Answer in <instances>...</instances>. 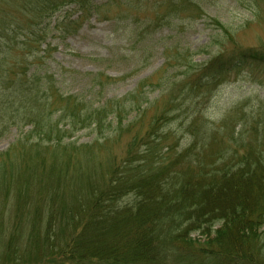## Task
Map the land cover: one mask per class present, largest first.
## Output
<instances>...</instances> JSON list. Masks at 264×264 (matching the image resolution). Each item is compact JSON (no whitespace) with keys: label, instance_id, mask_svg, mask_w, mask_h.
<instances>
[{"label":"trees","instance_id":"16d2710c","mask_svg":"<svg viewBox=\"0 0 264 264\" xmlns=\"http://www.w3.org/2000/svg\"><path fill=\"white\" fill-rule=\"evenodd\" d=\"M204 1L168 0L129 40L147 54L160 29L211 20L220 33L208 61L165 48L160 78L106 98L125 78L98 73L92 90L103 96L94 101L64 93L43 70L40 31L68 6L80 14L60 23L69 36L94 17L134 22L107 12L147 1L0 0V139L20 134L0 153V264H264V123L249 113L236 123L204 115L222 85L264 71V40L244 45ZM249 9L264 24V0ZM24 29L21 46L12 44ZM84 131L92 142L73 140Z\"/></svg>","mask_w":264,"mask_h":264},{"label":"rangeland","instance_id":"374dc122","mask_svg":"<svg viewBox=\"0 0 264 264\" xmlns=\"http://www.w3.org/2000/svg\"><path fill=\"white\" fill-rule=\"evenodd\" d=\"M146 1L147 3L143 2L145 7L141 10L115 6L107 12V19L113 20L123 15L131 17L134 22L127 20L116 25L113 21L98 20L94 17L83 20L80 28L70 27V36L62 28L70 21L77 20L80 14L76 12L74 6L65 7L53 18L45 34L40 31L41 38L45 41L40 50H47V58L41 64L43 70L58 80L59 87L64 93L89 96L97 101L103 96L92 90L94 75L98 73L125 78L109 87L105 93L106 98H121L133 92L140 82L161 77L166 60L165 48H189L195 53L192 54L195 62L200 64L214 55L216 49L210 44L220 31L207 19L186 24L183 31L180 27L176 30L160 29L154 35V40L147 44L149 48L147 54H141L144 45L129 40L130 29L152 18L155 11L164 14L168 5V0ZM251 1L205 0L203 6L211 18L218 19L236 32V38L244 45L255 46L260 40H264V24L256 22L253 18L249 9ZM177 17L183 20L186 14ZM27 20L28 18L24 17L21 24ZM62 21L64 25L60 26ZM23 26L26 28L25 24ZM27 32L26 29L24 32L19 31V35L11 43L21 46L20 43ZM31 47L32 52H36L37 42ZM169 72L175 74L174 71ZM257 78H261L262 81L259 82ZM156 97L157 93L150 95L151 100ZM247 113L259 115V120L264 123V71L255 67L222 85L207 102L204 110L205 117L215 122H221L231 116L230 121L236 123L247 116ZM254 134L251 131L248 138L256 136ZM19 137V132L14 129L2 137L0 153L7 151ZM93 138L91 132L84 131L77 134L73 140L87 144L92 142Z\"/></svg>","mask_w":264,"mask_h":264}]
</instances>
